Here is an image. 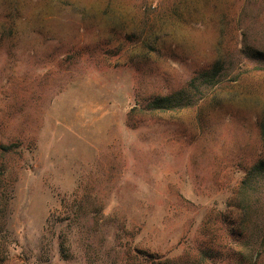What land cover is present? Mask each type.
<instances>
[{
	"label": "rangeland",
	"instance_id": "rangeland-1",
	"mask_svg": "<svg viewBox=\"0 0 264 264\" xmlns=\"http://www.w3.org/2000/svg\"><path fill=\"white\" fill-rule=\"evenodd\" d=\"M263 122L264 0H0V264H264Z\"/></svg>",
	"mask_w": 264,
	"mask_h": 264
},
{
	"label": "trees",
	"instance_id": "trees-1",
	"mask_svg": "<svg viewBox=\"0 0 264 264\" xmlns=\"http://www.w3.org/2000/svg\"><path fill=\"white\" fill-rule=\"evenodd\" d=\"M218 63V61H217ZM170 99V97H165V98H162L161 100H159L160 102L162 101H168ZM261 136L264 140V122L261 124ZM256 170H258V175L257 176H264V159H260L257 161L256 163ZM255 178H251L249 180H247V183H250V181H253ZM259 179V178H257ZM257 179L255 180V182L257 181ZM261 179V178H260ZM262 240L261 242H259V246H261L263 243H264V226H263V229H262Z\"/></svg>",
	"mask_w": 264,
	"mask_h": 264
}]
</instances>
